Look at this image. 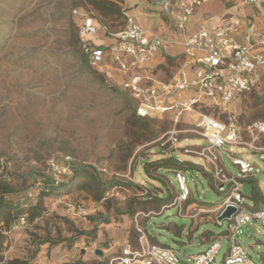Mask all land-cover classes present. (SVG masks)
Instances as JSON below:
<instances>
[{
  "label": "rangeland",
  "instance_id": "1",
  "mask_svg": "<svg viewBox=\"0 0 264 264\" xmlns=\"http://www.w3.org/2000/svg\"><path fill=\"white\" fill-rule=\"evenodd\" d=\"M241 6L239 0H208L198 11L202 9L201 18L207 20ZM74 9L102 16L88 0H0V181L19 190L12 197L30 203L40 197V189L32 188L34 174L46 173L51 158L71 155L76 169H96L110 192L100 199L99 191L90 189L45 196L43 212L33 221L1 223L6 235L4 261L30 257L38 239L49 237L55 242L40 246L36 262L99 264L120 254L128 242L136 244L138 225L146 228L152 241L185 255L204 251L212 237L228 227V220L223 224L215 220V211L231 185L221 191L211 164L197 154H185L183 148L208 143L195 130L199 109L223 119L228 114L197 106L196 111L184 112L177 124L171 112L130 122L135 104L121 87L120 74L115 70L107 74L81 60ZM156 10L147 12V23L158 27L164 15L159 7ZM123 21H115L111 28H120ZM165 57L155 73L169 80L183 58ZM231 109L239 115L243 142L227 144L225 149L250 160L255 173L243 179L239 166L226 154L221 159L226 170L239 178L246 203L252 205L255 190L264 194V136L253 137L247 126L264 119V71L261 84ZM174 130L179 142L162 149L159 139ZM166 160L179 162L187 174L192 194L182 213L179 204L164 208L180 192L176 169L151 165ZM71 202L82 204L87 218L70 210ZM243 231L238 242L264 264L261 221L254 220ZM229 246L224 239L212 264H225ZM97 249L103 254L98 255Z\"/></svg>",
  "mask_w": 264,
  "mask_h": 264
},
{
  "label": "built area",
  "instance_id": "2",
  "mask_svg": "<svg viewBox=\"0 0 264 264\" xmlns=\"http://www.w3.org/2000/svg\"><path fill=\"white\" fill-rule=\"evenodd\" d=\"M206 1L161 0L158 7L164 15V26L157 28H147L122 6L125 25L116 32L110 31L94 14L73 10L79 43L89 63L100 71L115 70L120 74L121 87L132 97L137 115L161 118L171 112L177 124L184 112L196 111L197 106L228 114L223 119L199 109L195 130L208 143L183 148L185 154H197L211 164L214 182L219 184L221 191L225 185H231L215 211L216 220L228 204L237 206L227 229L213 236L204 251L185 255L177 248L152 241L146 228L138 225L140 236L136 244L128 242L108 264H212L224 239L230 242L225 264H259L238 242L237 236L254 220L261 221L264 226V207L255 209L246 203V196L240 189L241 181L226 170L221 158L226 154L239 166L243 179L255 173L256 166L250 160L226 150L225 145L243 142L239 115L231 106L262 82L264 28L253 17L227 14L215 24L191 31L189 23ZM239 1L264 10V0ZM167 55L181 56L183 61L172 78L162 80L156 76L155 69ZM247 130L253 137L256 134L264 136V119L251 122ZM159 142L162 149L171 148L179 142L178 131L168 132ZM250 144L254 146V142ZM74 169L75 159L64 155L51 158L44 174L60 180ZM175 174L180 192L164 208L179 204L182 213L183 203L190 199L192 192L186 171L177 169ZM67 206L79 217L89 215L82 204L71 202ZM26 219L22 216L19 221L24 224ZM36 263L46 264L42 260Z\"/></svg>",
  "mask_w": 264,
  "mask_h": 264
},
{
  "label": "trees",
  "instance_id": "3",
  "mask_svg": "<svg viewBox=\"0 0 264 264\" xmlns=\"http://www.w3.org/2000/svg\"><path fill=\"white\" fill-rule=\"evenodd\" d=\"M88 3L99 12L101 18L96 16L104 25L108 27L110 31L116 32L121 30L125 25V16L122 11V6L124 0H88ZM121 27L117 29H112L111 26L115 25V21L122 19ZM105 19H110L113 21L109 25ZM79 41V39H78ZM81 47V46H80ZM82 50V48H81ZM181 57V56H180ZM182 58V57H181ZM81 60L88 63L87 56L82 50ZM132 98V97H131ZM133 100V99H132ZM144 117L137 115L136 107H134V113L129 118L130 122H145ZM157 168L166 169H181L179 162L174 160H166L164 162H156L151 165H157ZM32 188L40 189V197L38 199L29 203L27 200L22 198L15 199L11 195L19 192L11 183L0 181V224L4 223L7 226L13 225L15 222L19 221L22 216H26L28 220L33 221L37 217L41 216L43 212V202L45 196H60L65 193L72 192L73 190L90 189L91 191H99L96 195L97 199L104 196V193L110 189L107 185H104L99 176L96 173V169H75V171L65 178L56 180L46 174H34L32 179ZM38 184H40L38 186ZM32 199V198H31ZM252 207L255 209L264 207V194L260 190H255L252 195ZM166 205V204H164ZM161 207L157 210L160 211ZM6 241V235L2 226H0V264H37L35 261L36 256L40 251V246L47 242H55L49 237L39 238L37 242V247L32 251V254L28 258L23 259H13L7 262L4 261L2 251ZM99 264H108V261H101Z\"/></svg>",
  "mask_w": 264,
  "mask_h": 264
},
{
  "label": "crops",
  "instance_id": "4",
  "mask_svg": "<svg viewBox=\"0 0 264 264\" xmlns=\"http://www.w3.org/2000/svg\"><path fill=\"white\" fill-rule=\"evenodd\" d=\"M160 1L161 0H124L123 6H125L131 14H134L135 16H137L140 19V21L144 23L143 25L146 26L147 28H157V26H154L152 23H147L148 22L147 12L153 13L157 11L156 8H158V3ZM241 5L242 6L240 8L237 7L234 10V12L230 14H238L241 16L253 17L257 21L258 25L261 28H264V10H259L257 7H253V6H246L243 4ZM201 14H202V9L199 11L197 10L194 16L192 17L189 23V28L191 31L198 30L201 26L215 24L223 16L229 13L225 15H214L210 17V19H207V20H202ZM163 21H164V18H163ZM163 21L162 23H160L158 27L164 26Z\"/></svg>",
  "mask_w": 264,
  "mask_h": 264
},
{
  "label": "water",
  "instance_id": "5",
  "mask_svg": "<svg viewBox=\"0 0 264 264\" xmlns=\"http://www.w3.org/2000/svg\"><path fill=\"white\" fill-rule=\"evenodd\" d=\"M238 208L237 206L233 204H228L221 212L220 214L216 217V221L219 222L220 224H223L225 220H230L233 215L237 212ZM96 253L98 255H102L103 251L101 249H97Z\"/></svg>",
  "mask_w": 264,
  "mask_h": 264
}]
</instances>
